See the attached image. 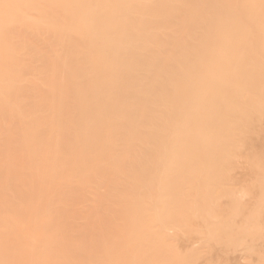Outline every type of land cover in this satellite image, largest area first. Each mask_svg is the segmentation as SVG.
Returning a JSON list of instances; mask_svg holds the SVG:
<instances>
[{
  "label": "rangeland",
  "instance_id": "obj_1",
  "mask_svg": "<svg viewBox=\"0 0 264 264\" xmlns=\"http://www.w3.org/2000/svg\"><path fill=\"white\" fill-rule=\"evenodd\" d=\"M80 1L87 3L88 5H90L91 3L93 5H96L97 2L96 0L94 3L93 0H90L91 2L86 0H35V16L37 15L36 17L40 18V16L43 15L45 18L42 16V19H46L43 22L40 21L41 19H37L38 21L35 19V34L38 31L42 32V30L44 32V35L46 33L47 34L46 37L42 36V34L41 36L34 35L33 37L35 38L36 36V40L39 39L38 37H41L38 40L40 43L47 39L43 43L48 44L43 45L42 43V45L40 44L42 47H38L39 42L37 43L33 38V43L36 42L37 47H35L34 50L33 46H36V44L32 43L31 46L33 50L31 47V49L25 48L26 53L28 50V52L31 54L32 52L29 51L30 49L33 51V54L35 53L36 55L40 51L42 55H40L39 53V57L31 60H29L28 58L26 61L25 56H27V54L25 53V51L22 52L23 50L21 49L20 52L23 53V57H21V59L24 58V61L21 62L22 65L19 62L20 65L17 69L14 70V74L12 76L10 75L12 78H10L9 76L4 80V84H6L7 90L4 89L3 93L0 95V143L4 144H1L0 146V202H2L1 204H4L3 207H1L2 205L0 204V264H30V261H33V264H69V262L67 263V261L75 257H78L79 260H81V264H144L146 262V264H148V262L149 264H152V262H154L156 259L154 257H157V262L160 259V261L163 262H161V264H164L166 262H169L168 264H177V262L178 264H181V262H183L182 264H264V133H262L264 132V98H261L264 97V88L262 90V93L260 94L262 96L257 95L258 99H255V105L252 103L253 108L252 105L250 108L249 94L250 91L253 93L254 89L252 88V90H250L248 87L244 86L245 83H243V78L241 77L244 71L242 69L239 70L237 67L235 73L238 74L241 79L240 81H235L230 86L233 88L230 92V103L233 106L239 103L245 110H250L251 113H247L245 110H242L243 113L239 111L238 114H232L231 121L233 125L231 127H225L221 125H206L203 122L204 120L208 119V116L203 113L204 109H200L199 105H194L192 103L194 101H191V99L195 95L188 92V82L190 79L187 78V72L196 74L202 71V69H198L196 67V60L192 63L187 61L188 64H180L177 62V70H179V72L176 70L177 79L176 77L175 79L177 80V83L174 81V79L173 81L170 80V82H168V90L170 89V87H172L171 83L174 82L175 84H177V92H175L177 93V110L179 105L185 103V106L191 110H200L201 113L199 114L198 119L203 114V120L200 124L195 125V120L187 123L192 114L186 113L187 118L183 119L179 125L176 124L173 129L168 128L166 130H159L157 128L158 130L156 129L154 131H151V133L149 132L150 134H153L150 137L148 135L149 130L145 131L141 129L139 125L143 124L144 118H149L153 115L151 111H157L156 106L157 108H159L161 105L158 102V91L153 90L151 97H149L150 93H147L145 91V88L147 87L146 85H149V81L144 77V69L150 66L152 62L155 61L157 46H159L157 42L144 43L142 40L144 37H147L149 33L153 35L155 39L158 38V31L154 29V26L157 25L149 26L148 24L149 21H152V19L154 18V14L149 13L148 10L144 13V11H146L144 10V8L146 9V0H136L137 2L133 0L135 4L137 3L136 7L134 6V3V5L132 4L133 1L129 0L131 3L129 2L128 4H126L127 6L125 7L134 6L132 8L128 7L132 10L134 9V13L131 9H129L131 11H129L131 15H125V17L121 20L128 40L133 43L134 47H136L137 50H132V52H134L136 55L138 54L137 56L139 58L136 68L132 70L113 68L107 72L104 83H102L103 79H93L92 83L94 81V83H96L97 81H101L100 83L103 85L100 94L96 96L92 94L90 90H85L80 94H74V98H72L71 96L74 92L69 93L71 95H65L66 97L64 95H58V99L61 97L58 104H55V102H57L55 99H51L48 103L45 101V104L47 105L44 104V107L46 106L45 108L43 107L44 109H49V103H53L51 104V107L53 106L56 110L57 107L60 108V110L63 109V107H66L63 111L66 114L68 111V117H70L71 115L73 117L71 116V118H68L67 115L60 112V110H57V113L53 112L55 111L53 107L50 108L52 109V111H50V109L49 111H46L39 105H36L32 106L30 110H28V106L25 107V105H27V102L25 103L24 100L28 99L29 94L27 95V93H24L27 95V97L23 100L24 102H19L20 99L17 98V94H15L16 92L13 93L14 90L11 91L13 87L17 89V87L19 86L24 87L23 91L25 90L24 92H26L28 88L27 86L29 85H27V83L29 81L30 85H32L33 88L35 86V82H33V84H31V82L35 80L34 77L38 76L34 75L35 70L39 67H43L45 69L44 64L50 63L49 66H51V63L54 62L52 63L51 68L54 70L53 73L57 74V72H59L58 76H56L60 78V80H57L56 77L57 81L55 79V81L52 79L50 80V82L48 81L52 85L49 83L48 85L46 84L47 90L48 88L51 89V87H54L55 85H60L61 87L65 84H68V82L72 80L70 74H67V72L69 73L71 67L73 70L78 65L83 69H95V67L99 64L97 62L101 59L96 61L94 55L96 56L100 51L105 52L104 50L109 47H106L108 44L103 47V50L100 47L101 50L99 49L100 51L98 50L97 54L93 53L94 55L92 54V50H95L96 52V49L98 48L93 49L92 47H90V49L87 47V33L84 34V31V33L81 34V32L78 31L79 20H77V17L80 13L79 11L84 8L82 7V3V6L80 5ZM104 1L108 3V1L111 0H98L97 6H99V4L101 3L100 7L102 9H105V7L108 8L110 6L115 7L117 6L116 2L118 0L116 2H109L112 4L114 2L115 6H106V4L103 8L102 3ZM122 1L124 2V0ZM148 1L150 2L151 0ZM154 1L156 2V0ZM189 1L187 0V4ZM230 1L234 3V5L232 4V6L237 5L236 7H241L242 4H244L245 0ZM255 1L258 0H252V3ZM123 2L122 4H124ZM155 2L154 6H161L163 5V2L164 5H168L166 6L167 8L165 14V22L167 21L166 24L168 25V27L166 28L167 30H171V28L174 27V24H176L178 27V20H184V18L186 17L185 14H180L189 8L184 6L185 9L182 10V8V11L178 10V14L173 10L174 5L176 4V0H169V3L167 0H157V2ZM203 2L207 3L206 0H203ZM209 2L214 3L215 1ZM218 2L216 3L220 6V3ZM222 2L223 1H221V3ZM205 3L202 4L203 8H207V5H205L204 7ZM216 5H214V7L212 6L213 8H211V13L214 12L213 9H217L219 7L218 6L217 8H215ZM90 6H88L89 12L87 13H92V9ZM96 10H93V14ZM194 10L197 11L196 7ZM189 14L190 13H188V15ZM195 14V16L198 15L197 12ZM89 15L91 14H88V16ZM190 16H188V19H190ZM86 17L87 15L83 14V18ZM237 17H241V19L246 24L245 32L246 37L249 40H255V43L258 42V39L262 36L263 45L261 44L260 46H258L259 49L257 50H259L260 54L264 56V16L256 12L255 6L248 9L242 16H237L234 12L227 10V18H229L231 21V27L238 25V23L236 22ZM195 20L197 19L195 18ZM152 24L154 23L152 22ZM158 24H163L162 26L165 29L164 23L159 22ZM211 26L213 28V22L210 25L209 31H211ZM75 27H78L77 31ZM83 27H85L86 29V26ZM204 28L207 29V26ZM81 29L84 30L83 28ZM45 30L50 31L46 32ZM211 32L209 34H211ZM193 33L187 32V34H189L191 37L194 36L191 35ZM197 33L195 34L198 35ZM189 35L188 37H190ZM173 36L176 37V35ZM184 36L186 37L187 35ZM184 36H182V38H184L185 41ZM207 36L203 34V37L206 39L212 37V35H209L210 37L208 36V38ZM91 39L92 37L89 38V40ZM190 39L187 38L189 42L194 40V42H197L196 40H198L199 38L197 39L196 37V39L194 40ZM97 40L92 39V41L94 42H98ZM187 40L185 43L188 42ZM210 40L212 41L213 39L211 38ZM76 41H78V44H76ZM141 42L146 44V47L145 49L143 47L144 50H142V52L141 46L144 44H142ZM212 42H214V40ZM79 43L81 45V49H84L83 52L82 50L80 51L81 53H77L80 47L77 46L79 45ZM100 43H102V45L104 44L103 41H100ZM190 44L189 46H191ZM54 45L57 46H55V50L57 52H55L54 48L53 50H51L52 48H50ZM91 45L93 46V44ZM94 45L96 46L95 43ZM198 46L199 45H197L196 47L198 48ZM244 46H246V44H244ZM180 47H182V45L176 47V50ZM36 48H43V51L48 49L46 51L51 54L49 56L51 58L47 60H39V58H43L46 55L42 53L43 51H41V49H38L39 51L37 52ZM148 48H150L151 50H149ZM183 48L184 47H182V49ZM192 48L191 50L194 52V48ZM197 48L195 51H197ZM158 49H160V47ZM50 50L52 52H50ZM138 50L141 52V54ZM186 50H190V48ZM257 50H255L254 52L256 53ZM46 51L44 53H46ZM118 51H121V49H118ZM192 51L187 54L191 55ZM53 52L56 53L55 55L58 54V56H55ZM183 52L186 53V51ZM49 53L46 54L49 55ZM76 53L80 57L77 56ZM73 54L75 55L73 57H76V59L74 58L75 60H71L72 58L70 59ZM104 54H106V52L102 55ZM108 54L109 53L107 52L106 55ZM89 55L91 56L87 58ZM99 55L100 57L102 56L101 53ZM20 56H22L21 53ZM137 56L135 58H137ZM77 57L80 58V61H78L79 63H75V61H77L78 59ZM101 58L103 59V56ZM185 59H187L186 54ZM70 60L73 62L71 63ZM100 63L102 64V62ZM59 66L61 68L65 66L66 69L64 67L61 70ZM55 68L60 69L61 72L57 69L56 71ZM251 72L246 77H249L251 75ZM158 73L159 72L157 71H153L152 73H150V76H155L157 78L156 74ZM65 75L66 77H63ZM39 76L37 78L41 77ZM168 76H170V73L168 74ZM69 77L71 80H68ZM99 78L102 77L100 76ZM166 78V76H160L158 80L162 83L167 81ZM53 81L56 82L54 83V85ZM57 82L61 84H58ZM125 82L128 88L131 87V85H137L143 90L134 99L127 97ZM36 85L39 84L36 82ZM40 87L41 85H39V87L35 86L33 89H39ZM42 87L45 88V90H39L38 93L41 96L43 94L42 100H44V97L46 96L44 94L47 92V90L45 85H43ZM50 89L48 90V93L50 92ZM17 90L20 91L19 88ZM23 91L21 88V100L24 96ZM36 95L38 96L37 93ZM53 96L51 94L52 98H54ZM68 96L69 99L72 100L70 101V103ZM39 98V96L35 97V99H37L36 102L40 101ZM63 99V104L66 102L68 105L66 103L64 104L65 106L59 105L60 103L62 104L61 101H63ZM258 100H261V103L259 102L258 104ZM138 101H148L149 104H139L140 109L134 111L135 114L132 115V119L129 122L124 120L127 116H129V114L123 116L119 121L111 119L109 117L110 114H112V110H122L125 104H134ZM21 103L25 104L23 105ZM29 103L30 101L28 102V104ZM71 103L73 104V106L76 103L77 107H80V105H91L93 107V112L90 115L88 122L84 120V117L80 119V117H82L81 114L79 115V112H75L76 109H74ZM54 105H57V107H55ZM99 106L101 107L100 111L98 110ZM67 107L69 110L67 109ZM72 109L74 110V112ZM255 109H257V111H255ZM32 113L33 116L31 115ZM74 113H76L77 118ZM29 114L32 116L31 119L29 117ZM62 114L64 115L62 116ZM18 116L20 118H16L15 120V117ZM26 117H28L33 123H27L29 120ZM57 117L58 119L62 118V120H58V122H56ZM21 118L23 120L26 118V121L24 122L23 120H21ZM63 119L65 121H63ZM69 119L72 120L70 121ZM97 119H100L101 124L98 122L99 125H97ZM110 119L111 122L113 121L112 123L110 122ZM238 119H242L240 122V124H242L241 128H238L239 123L236 122ZM47 121L49 123L52 121V123L55 124V128L50 126V131L49 129L46 130L48 128ZM74 121L78 122L75 124ZM81 121L84 124H78ZM101 121L103 122V124ZM59 122H66V125ZM253 122H256L257 125L261 123L260 126L258 125L259 127L257 130L259 131H256V128L255 131L251 129L252 124L254 125ZM34 123L36 127L32 126ZM29 125L32 128H30ZM38 125L40 126L39 129H42V127H45L44 125H46L47 128H43V130H45L44 132H46L47 135L50 133L54 134H50V136H53L54 138L52 139L53 142L51 141L53 143V151L51 152L49 158L45 159V161H40V159L37 158L43 154H47L50 152L47 151L46 153H43L39 149L38 151H35L34 153L32 151L31 154L27 155L26 153H22L23 150L21 149L24 144L31 142V137L33 138L34 135L32 133L36 132L35 129L38 128ZM60 125H63V127H65V131L63 130V133L61 132L62 130H60ZM82 125H84V127H81ZM72 126L73 128H75L73 131ZM76 126L81 128L78 129L79 132L77 130L78 127ZM4 127L6 128L4 129ZM51 127L53 128V130H51ZM66 128L68 129L66 130ZM57 129L61 132L59 133L58 131L57 133L58 136L61 135L60 138H57ZM2 130L3 132L1 133ZM53 131H55V133ZM75 132H78L79 135H77L78 133ZM170 134L174 136L177 134V190H174L172 188L162 190L159 185L155 186L154 184H152V181H156L159 177L162 176V171L159 163L160 152L164 148L172 147L173 143L171 142L176 141L164 140L166 143L164 144L160 143V141L162 140L160 137H166ZM40 135L41 133L39 130V136ZM82 135L86 136L85 139H87L84 143L81 142V139L80 141H78L79 136L80 138H82ZM72 136L73 138H75L73 139ZM77 137L78 139H76ZM56 139L57 141L55 144L54 140ZM72 140L74 141V143ZM76 143L78 145H76L77 147H75ZM60 149L61 151H58ZM56 151H58L60 154H53ZM55 155H59V158ZM152 156L156 161L151 162ZM56 157L58 159H56ZM46 160L48 162H46ZM68 167H70V169H68ZM149 167L150 169L148 170ZM5 168H7V170H5ZM72 170L75 172H73ZM8 172H10L9 176L11 178L5 177L6 180L3 179L4 177L2 178L1 175L7 174ZM77 173L79 174L77 175ZM132 173L134 175H132ZM46 176L51 177V179H47L48 177ZM40 178L44 179L42 180ZM115 179H118L119 182L116 183L118 180ZM88 180H91V182ZM131 183L133 186H130ZM114 184L116 188L115 186H113ZM125 186L127 188H124ZM152 186H154V188H152ZM121 187L122 189H124L122 190ZM94 188H96V191ZM89 189L92 191H89ZM105 189L107 193H105ZM119 189L121 190V192ZM126 190L128 191L127 193H129V191H132L128 194L129 196L126 193ZM172 190H174L173 193L171 192ZM112 193L114 195H112ZM173 194L177 195V197L174 196L172 198ZM122 195H124L123 199H125L126 201H121ZM118 197L121 202L119 204L118 202H116V200L118 201ZM94 198L96 199V201H94ZM103 199L106 202H103ZM99 200H102V203H100L101 201ZM50 201H54L53 206L51 209H47L46 206L50 203ZM64 201H69V204L78 201L79 205L75 209H69L68 206L66 207V209H63L61 207V203ZM123 202L125 203V206ZM95 204L96 206H94ZM116 204L120 205L121 207L117 206ZM167 205H170L171 210L174 212H168V218L170 217L169 220L172 218L171 220H173L174 222H170V224L168 223L169 225L164 227L166 224H164L163 226L160 220L162 219L163 214V211L161 210L165 209L164 206ZM115 206L120 207V209H115ZM123 207H125V209ZM126 207H130V210L133 211L136 207V212L134 211L135 216H132L134 213H131V211ZM117 209H119V211L122 210V212H117ZM124 211L125 217L123 215ZM137 213L138 215H136ZM90 214H93L92 217L94 218L91 217L89 220L88 215ZM114 215L119 217H116L114 219ZM120 215L122 217H120ZM72 216L76 217L74 221L69 220V218ZM148 216H150V219L147 218ZM99 217H101L102 219H99ZM108 217L110 218V220L113 219V221L110 222ZM132 217L134 220L132 219L131 221L133 222L131 223L130 219ZM119 218L123 219H120V221L118 220ZM144 218L146 220H144ZM124 219L125 221H123ZM7 220H10L13 224H15V228L17 231H10L9 227L7 226ZM116 220L120 221L121 224H118L119 222ZM117 224L119 225L120 229L116 226ZM116 227L118 229H116ZM161 229L162 231L164 229V232L167 231V233L169 234H166L164 232L162 234ZM121 230L122 232H124V235L120 232ZM106 231H110L112 233L113 231L115 232L111 234L110 232L107 233ZM146 231L148 234L149 232H151V234L153 233L152 236H154H150V239L146 238ZM50 232L56 233L57 242L54 241L55 237H51L55 235ZM129 233L132 234L130 235ZM155 233H157L158 236H161H155ZM107 234L108 236H113L114 242L112 240V237L110 236L111 238H109ZM117 234L119 235L117 236ZM114 235L117 236L116 239H114ZM165 236L169 241L171 239V243H177L173 245L170 244L169 246L171 248L169 246H166L168 244H166L164 247L165 243H163V240ZM118 237L119 239L117 240ZM135 237H137V240H139L138 242H136ZM131 238L134 239L132 240ZM107 239L108 241L110 239L113 244H110V241L108 242ZM151 240L152 242H150ZM106 243L107 245H105ZM132 243H134V245H136L137 243V247L133 246ZM58 244L62 246L59 247ZM100 245L102 246L100 247ZM110 246L113 247H111L110 249ZM102 247H104L105 250ZM162 247H167V251L170 248L172 251L169 252L170 254H172V256H175V258L173 259L172 257L171 260L168 261L167 259L169 256L171 257V255H168L169 253L167 254L164 248L163 252L161 249ZM134 248L136 250L139 248L141 251L142 249L144 250L142 251L143 253H141V251L139 250V253L137 251L139 258L135 252L136 250L134 251ZM131 249L133 252L131 251ZM145 250L146 253H144ZM125 252L127 255L125 254ZM134 252L137 256L133 254ZM161 253H165L166 256L168 255V257L166 258L165 255L161 256ZM128 255H133V257H135L136 259L131 257V260L130 256L128 257ZM148 255H150L149 258L147 257ZM30 257H32V259H30L29 261ZM145 257L148 259H145L144 261ZM163 257L166 261H164ZM155 264H160V262Z\"/></svg>",
  "mask_w": 264,
  "mask_h": 264
},
{
  "label": "bare ground",
  "instance_id": "obj_2",
  "mask_svg": "<svg viewBox=\"0 0 264 264\" xmlns=\"http://www.w3.org/2000/svg\"><path fill=\"white\" fill-rule=\"evenodd\" d=\"M86 1H90V0H86ZM97 2H98V0H96ZM112 1H117V0H111V1H108V3H106L105 1L102 3V7L104 8L105 7V5L106 6H108V5H114V2H113V4L112 3H109V2H112ZM122 1V0H121ZM120 0H118L116 3H117V6H115V7H105V9H102L100 6V4H99V6H97V2H96V5L94 4H90V2H89V4L91 5H88L87 3H84V2H82V1H80V5L82 6V4H83V6L82 7H84V8H82V10L81 11H79L80 13L78 14V17H77V20H79V22H78V27H79V29H78V31L79 32H81V34H83L84 33V31H85V33L84 34H86L87 33V47L88 48H90V47H92L93 49H96V48H98V49H96V52H95V50H92L93 52H92V54L93 53H95V54H97V52H98V50L100 49V47H101V49L103 50V47H105L107 44V46L106 47H109V48H104L105 50V52H106V54H107V52L109 53L108 55H106V54H104V55H102L103 53H105V52H102V51H100V52H98V54L95 56L94 54V57L96 58H94L93 56V58L96 60V61H98L99 59H101V60H99L100 62H102V64L98 61L97 63H99L98 65H101V66H96V64H95V69L94 68H89V67H87V68H89V69H83L82 67H80L79 65L78 66H76L75 67V69L73 70L72 69V67L70 68V71H69V73L67 72V74L69 75L70 74V77H71V79H70V77L68 78V80L70 79L71 81H69L68 82V84H65V85H63V86H61L60 87V85L58 86V85H55L54 87H51V89L50 88H48V90L50 89V92H51V94H52V96L53 95H55L56 96V98L57 97H59L58 95H71V94H69V93H73L71 96H72V98H74L73 97V95L74 94H80L81 92H83V91H85V90H90V92L92 93V94H94L95 96L96 95H98V94H100V92H101V89H102V87H103V85L100 83L101 81H97L96 83H92V81H93V79H96L97 78V80H99V79H103V81H102V83H104V80H105V77H106V74H107V72L109 71V70H111V69H113V68H123V69H126V70H132V69H135L136 68V66H137V61L139 60V58H138V54L136 55L134 52H132V50L133 49H135L136 50V47H134V45H133V43L131 42V41H129L128 40V38H127V34L125 33V30L123 29V25H122V23H121V20L125 17V15H131V11L129 10V9H131L132 7H136V4L134 3V1L132 2V4L134 5V6H128V7H131V8H128V7H125V6H127L126 4H128L130 1L129 0H124V4H122V2H121ZM140 1H143V0H140ZM139 1V2H140ZM147 1V3H146V9L144 8V10H146V11H144V13L145 12H147V10H148V12L149 13H153L154 14V18L152 19V21H149V26L151 25H157V26H154L155 28V30L156 31H158V38L157 39H155V37L153 36V35H151L150 33L147 35V37H144L142 40H143V42L144 43H156L157 42V44L159 45V46H157V53H156V57H155V61L154 62H152V64L150 65V66H148V67H146L145 69H144V74H145V79H147L148 81H149V85H146L147 87L145 88V91L147 92V93H150L149 94V97H151V94L153 93L152 91L153 90H155V91H158V95H157V97H158V102L160 103V107L159 108H157V106H156V110L157 111H151L152 113H153V115L151 116V117H149V118H144V121H143V124H141V125H139L140 127H141V129H143V130H145V131H148V133L150 132L151 133V131H154V130H156L157 128L159 129V130H166V129H168V128H171V129H173L174 128V126L177 124V125H179L180 124V122L183 120V119H185V118H187V114L186 113H191L192 115H191V117L189 118V120L187 121V123H189V122H191L192 120H195V122H194V125L195 124H200L201 122H202V120H203V114H202V116L198 119V117H199V114L201 113L200 112V110H191V109H189L188 107H186L185 106V103H183L182 105H179L178 106V110H177V97H176V95H177V93H175V92H177V84H175L174 82L173 83H171V86L172 87H170V89L168 90V82H170V80L171 81H173V79H174V81L177 83V71L179 72V70H177V62L178 63H180V64H182V63H187V61L188 62H190V63H192V62H195V60H196V62L195 63H197V68L198 69H202V71H200V72H198V73H196V74H194V73H191V72H187V78L188 79H190L189 80V85H188V92L189 93H193L195 96L191 99V101L193 100L194 102H192L194 105H199V107H200V109H204L203 110V113L204 114H206L207 116H208V119L207 120H204V124H206V125H221V126H225V127H231L233 124H232V121H231V115L232 114H238V112L239 111H241L242 113H243V111L242 110H245L239 103H237L236 105H231V103H230V92H231V90L233 89L232 87H230L235 81H240V79H241V77L243 78V83H245L244 84V86L245 87H248L250 90H252V88L254 89V91H253V93L250 91V94H249V98H250V102H249V107L251 108V105H252V103L254 104V101H255V99H258L257 98V95H260L261 93H262V90H263V88H264V73H263V70H264V56L263 55H261L260 54V52H259V50H257V49H259V47L258 46H260L261 44L263 45V40H262V36L258 39V42H255L254 43V41H251V40H249L247 37H246V28H245V23H244V21L241 19V17H237L236 18V22L238 23V25H236V26H234V27H231V21H230V19L229 18H227V10H229V11H231V12H234L237 16H242L248 9H250V8H252V7H254L255 6V9H256V12L258 13V14H260V15H263L264 16V0L263 1H261V0H258V1H255V2H253L252 3V0H245L244 1V4H242V6L240 7H236L237 5H235V6H232V4L234 5V3H232L230 0H206V2L207 3H205V2H203V0H188L189 2H188V4H187V0H176V4L174 5V8H173V10L174 11H176L177 13L182 9V10H184L185 8H184V6L185 7H189L190 8V11H189V8L186 10V11H183L180 15H184L185 14V16L187 17H185L184 18V20L183 19H177L178 21H179V26L177 27V25L176 24H174V27H175V25H176V29L173 27V28H171V30H167L166 28L168 27V25L166 24V22H165V20H166V6H168V5H164V2H163V5H161V6H157V5H155V6H157V7H155L154 6V0H151L150 2L148 1V0H146ZM154 1V2H153ZM168 1V3H169V0H167ZM205 1V0H204ZM209 1H215L214 3H216V2H218V1H220V2H218V3H220V6H219V4H214V3H212V2H209ZM221 1H223L222 3H221ZM95 2V0H93V3ZM118 2H120V3H118ZM127 2V3H126ZM135 2H137L136 0H135ZM156 2H157V0H156ZM155 2V3H156ZM192 2V3H191ZM209 2V3H208ZM229 2H231V3H229ZM82 3V4H81ZM115 3V4H116ZM131 3V2H130ZM152 3V4H151ZM190 3V4H189ZM203 3H205L204 4V7H205V5H207V8L209 9H207V8H203L202 6V4ZM84 4H86L87 5V7H86V5H84ZM131 4V5H132ZM216 5L215 6V8H217L218 6V8L217 9H213L214 10V12H212L211 13V11H212V9L211 8H213L214 7V5ZM93 5V6H92ZM130 5V4H129ZM210 5V6H209ZM35 6H36V4H35V0H0V95L3 93V91H4V89L5 90H7V86H6V84H4V80L5 79H7L6 77H9L10 75L12 76L14 73V70L15 69H17L18 68V66L20 65V63L22 62V61H24L23 59L24 58H22L21 59V57H23V53L22 52H24L25 51V48H32V43H33V41L35 40L37 43L39 42L38 40L41 38V37H38L39 39H37L36 40V36L38 35H40L41 36V34H42V36H44V37H46V34L44 35V32H43V30H42V32H36V34H35V19L37 20V19H41L40 21H44V20H46V19H42L44 16L43 15H41L40 16V18H38V17H36L35 16ZM88 6H90L91 7V11H92V13H87V12H89V7ZM94 6H95V8L97 9H95L94 8ZM97 6V7H96ZM213 6V7H212ZM99 7V8H98ZM181 7V8H180ZM195 7H196V9H197V11L196 10H194L195 9ZM198 7V8H197ZM236 9H235V8ZM111 8H113V9H111ZM192 8H194V9H192ZM220 8V9H219ZM101 9V10H100ZM107 9V10H106ZM199 9V10H198ZM77 10V9H76ZM88 10V11H87ZM93 10H96L95 12H94V14H93ZM108 10H109V12H108ZM132 10V9H131ZM179 10V11H178ZM181 10V11H182ZM194 10V11H193ZM130 11V12H129ZM133 11V13H134V9L132 10ZM189 11V12H188ZM192 11V12H191ZM108 12V13H107ZM186 12V13H185ZM196 13L197 12V16L200 18H198L197 16H195L194 14V16L191 14V16H190V14L188 15V13ZM132 13V14H133ZM210 13V14H209ZM83 14H86L87 15V17L86 18H83ZM88 14H91V15H89L88 16ZM179 14V13H178ZM200 14V15H199ZM190 16L189 18L190 19H192V20H190V19H188V16ZM208 17H207V16ZM43 16V17H42ZM92 16V17H91ZM36 17V18H35ZM192 17H194V18H192ZM45 18V17H44ZM83 18V19H82ZM195 18L197 19V20H195ZM199 19V20H198ZM161 20V21H160ZM188 20H189V22H188ZM38 21V20H37ZM51 21V20H50ZM164 21V22H163ZM178 21H176V22H178ZM152 22L154 23V24H152ZM159 22H162V23H164L165 25V29L163 28V24H158ZM188 22V23H187ZM212 22H213V28H212V26H211V31H209L210 30V25L212 24ZM89 23V24H88ZM187 23V24H186ZM53 24V23H52ZM186 24V25H185ZM204 24V25H203ZM161 25V26H160ZM51 26V25H50ZM75 26H77V25H75ZM83 26H86V29H85V27H83ZM87 26H89V27H87ZM203 26V27H202ZM207 26V29H205L204 27H206ZM52 27V26H51ZM78 27H75L76 28V31H77V28ZM159 27V28H158ZM162 27V28H161ZM81 28H83L84 30H82ZM204 28V29H203ZM50 29V28H49ZM80 29H81V31H80ZM193 29V30H192ZM201 29H202V31H201ZM213 29V30H212ZM51 30V29H50ZM50 30H45L46 32H49ZM186 30H191V31H186ZM206 32H205V31ZM40 31H41V29H40ZM83 31V32H82ZM185 31H186V33H185ZM195 31H197V32H199V33H197V32H195ZM207 31H209V32H207ZM149 32V31H148ZM147 32V33H148ZM182 32H184V33H182ZM187 32L188 33H193V34H191V35H194L193 37H191L189 34H187ZM203 32V33H202ZM205 32V33H204ZM211 32V34H209ZM37 33H39V34H37ZM195 33H197L198 35H199V37H198V35H196ZM187 35L186 37L188 38V39H190V37H191V39L192 38H194V39H196V37H197V39L198 40H196L197 42H194L195 40L194 39H192V40H194V41H191V42H189V40H187V38L184 36V35ZM203 34H205V36H209V35H212V37H210L209 39H206V38H204L203 37ZM207 34V35H206ZM34 35H36L35 36V38L33 37ZM89 35V36H88ZM173 35H176V37H177V35H178V37L176 38V37H174ZM188 35L190 36V37H188ZM92 37V39L94 40V39H99V40H97L98 42H94V41H92V39L91 40H89V38H91ZM182 36H184L185 37V41H184V38H182ZM200 36H201V38H200ZM208 36H207V38H208ZM33 38H34V40H33ZM213 39L214 40V42H212L210 39ZM190 39V40H191ZM47 40V39H46ZM45 40V41H46ZM88 40H89V44H88ZM151 40V41H150ZM186 40L188 41L187 43H185L186 42ZM45 41H43V42H45ZM94 42L95 44H96V46L94 45V43H92V42ZM100 41L102 42H104V44L102 45V43H100ZM148 41V42H147ZM183 41H184V43H183ZM199 41V42H198ZM36 42H34L33 44H36V46L34 45L33 47H34V50H35V47H37V43ZM43 42H39V45L41 44L42 45V43ZM77 43L76 44H78V41H76ZM143 42H141L142 44H144ZM253 42V43H252ZM81 43V42H80ZM80 43H79V45H77L78 47H79V49H78V51H77V53H81L80 51L82 50L81 49V45H80ZM179 43H181V44H179ZM191 43V44H190ZM197 43V44H196ZM199 43V44H198ZM260 43V44H259ZM46 45L48 44V43H45ZM44 43H43V45H45ZM82 44V43H81ZM91 44H93V46L95 47H93ZM98 44V45H97ZM100 44V45H99ZM139 44H140V40H139ZM141 44V45H142ZM169 44H172V45H169ZM182 45V47H184L183 49H182V47H180V48H177V50H176V47H178L179 45ZM185 44V45H184ZM186 44H188V45H186ZM189 44L191 45V46H189ZM223 44V45H222ZM244 44H246V46H244ZM254 44H259V45H254ZM38 45V47H42L41 45L39 46ZM88 45H90V46H88ZM102 45V46H101ZM193 45H199L198 46V48L196 47V46H193ZM255 47H254V46ZM50 46V45H49ZM56 45H54V46H51L50 48H52L51 50H53V48H54V50L56 49V47H55ZM83 46V45H82ZM99 46V47H98ZM140 46V45H139ZM148 46V45H147ZM186 46H188V47H186ZM142 48H141V52H142V50H144L145 49V47H146V44H144V45H142L141 46ZM143 47H144V49H143ZM150 47V46H149ZM160 47V49H158ZM194 49H193V48ZM201 47V48H200ZM30 48V49H31ZM44 48V47H43ZM43 48H38L39 50L41 49V51H43ZM47 48H49V47H47ZM111 48H112V50H111ZM151 48V47H150ZM150 48H148L149 50H151ZM190 48V50H186V49H189ZM191 48L194 50V52L191 50ZM196 48H197V51H195L196 50ZM21 49L23 50L22 52H20L21 51ZM26 49V50H27ZM29 49V51L30 52H32L31 54L28 52V50H27V53H26V51H25V53L27 54V56H25V60L27 61V59L29 58V60H31V59H35L36 57H39V53H40V51L37 49V52L39 51V53L38 54H36L35 55V53L33 54V48H32V50H30ZM59 49V48H58ZM91 49V48H90ZM118 49H121V51H118ZM257 50V54L254 52L255 50ZM46 50H48V49H46ZM45 50V51H46ZM50 50V52H52ZM107 50H109V51H107ZM186 51V53L185 52H183V51ZM45 51H43L42 53L43 54H45L44 56L45 57H43V58H39V60H47V59H50L51 57H49L51 54L48 52V51H46V53H49V55H47L46 53H44ZM84 51V49L82 50V52ZM137 51V50H136ZM139 51V50H138ZM190 51H192L191 52V55L190 54H187V53H190ZM36 52V51H35ZM36 52V53H37ZM55 52H57L56 50H55ZM55 52H53L54 53V55L56 54ZM111 52V53H110ZM140 52V51H139ZM141 52H140V54H141ZM20 53H21V55L22 56H20ZM29 53V54H28ZM52 53V54H53ZM76 53V54H77ZM101 53V55L103 56V59L100 57V54ZM75 54V53H74ZM72 55V57H70V59L71 60H73L74 58L76 59V57H73V56H75V55ZM139 54V55H140ZM185 54H186V58L187 59H185ZM196 54V55H195ZM40 55H42L41 53H40ZM54 55H52V56H54ZM99 55V56H98ZM187 55H188V57H189V59H188V57H187ZM194 55V56H193ZM257 55V56H256ZM55 56H58V54L57 55H55ZM77 56H79L78 54H77ZM91 55H89L87 58H89ZM107 56V57H106ZM137 56V58H135ZM258 56H261V57H258ZM80 57V56H79ZM91 57V58H92ZM98 57V58H97ZM58 58V57H57ZM78 58V57H77ZM192 58V59H191ZM257 58V59H256ZM21 59V60H20ZM74 59V60H75ZM80 58H78L77 59V61H75V63H77L78 61H80L79 60ZM106 59V60H105ZM261 59V60H260ZM70 60V62L72 63L73 61H71ZM193 60V61H192ZM20 62V63H19ZM57 62V61H56ZM55 62V63H56ZM67 62H68V60H67ZM69 62V63H70ZM52 63H54V62H52ZM52 63H51V66H52ZM79 63V62H78ZM50 64V63H49ZM49 64H44V66H45V69L43 68V67H39V68H37L36 70H35V76H39L40 78H37V77H34L35 78V80H37V81H32L31 82V84H33V82H35L34 84H35V86L36 87H39V85H41V87L43 86V85H45L46 86V90H47V85H48V83L50 82V80L52 79V80H56V77L58 76V73L59 72H57V74H55V73H53V69L51 68V66H49ZM188 64V63H187ZM21 65H22V63H21ZM65 67V66H64ZM63 67V68H64ZM237 67H238V69L240 70V69H242L244 72H243V74H242V76L240 77L238 74H236L235 73V71H236V69H237ZM54 68V67H53ZM59 68H61L60 66H59ZM63 68H61V70L63 69ZM60 70V69H58V68H55V70ZM65 69H66V67H65ZM56 70V71H57ZM61 70H60V72H61ZM66 70V71H67ZM177 70V71H176ZM65 71V70H64ZM63 71V72H64ZM153 71H157V72H159L158 74H156V76H157V78L154 76V77H151L150 76V73H152ZM252 71V72H251ZM71 72V73H70ZM172 72V73H171ZM251 72V75L249 76V77H246L249 73ZM11 73V74H10ZM170 73V76H168V74ZM64 74V73H63ZM66 74V73H65ZM66 74V75H67ZM57 75V76H56ZM66 75L65 76H63V77H66ZM10 76V78H12ZM102 77V78H99V77ZM160 76H162V77H164V76H166L167 78V81L166 82H159V80H158V78L160 77ZM55 77V78H54ZM60 77V76H59ZM175 77H176V79H175ZM10 78H8V79H10ZM37 78V79H36ZM41 79V80H40ZM60 80V78H58L57 77V80ZM61 79H62V77H61ZM33 80V79H32ZM54 80V81H55ZM56 80V81H57ZM67 80V79H66ZM65 80V81H66ZM21 81V80H20ZM49 81V82H48ZM53 81V85H54V83H56V82H54ZM64 81V82H65ZM36 82L39 84V85H36ZM62 82H63V80H62ZM20 83V82H19ZM58 83V82H57ZM70 83V84H69ZM92 83V84H91ZM29 84V85H28ZM43 84V85H42ZM47 84V85H46ZM49 84H51V83H49ZM58 84H61V83H58ZM28 85V86H27ZM27 85H24V86H27L26 88H27V90H26V92H24L23 91V88L24 87H17V89L19 88L20 89V91H21V88H22V91H23V98H22V100H21V97L20 96H22V93H20V91H18L15 87H13V89L11 90V91H13V93H15V94H17V98L18 99H20L19 100V102L20 101H22V102H24L25 101V103L27 104V105H25V107L26 106H28V110H30V108L32 107V106H36V105H39L40 107H44V104L47 102H49L51 99L52 100H56L57 102H55V104L57 103L58 104V102L60 101V98L58 99H56L55 98V96H53L54 98H52L51 97V94H50V92L48 93V90H47V94L45 93L44 95H46L45 97H44V100H42L43 98H42V96H43V94H42V96L38 93L39 92V90H45V88H39V89H37V88H35V89H33L32 88V85H30V81L27 83ZM52 85V84H51ZM175 85V86H174ZM50 86V85H49ZM125 87H126V90H127V92H126V96L127 97H130V98H132V99H134L137 95H139V93L143 90L141 87H139V86H137V85H131V87H129L128 88V86H127V84H126V82H125ZM262 88V89H261ZM15 89H16V91H15ZM18 91V92H17ZM171 91V92H170ZM42 92V91H41ZM40 92V93H41ZM24 93H27V95H28V99H25L26 97H27V95L26 94H24ZM36 93L38 94V96L40 97L39 99H40V101H38V102H36V100L37 99H35V97H38L37 95H36ZM44 93V92H43ZM189 93H187V94H189ZM204 93H205V95H204ZM19 94V95H18ZM21 94V95H20ZM76 94V95H77ZM19 96V97H18ZM31 96V97H30ZM260 96H262V95H260ZM29 97H30V100H29ZM66 97V96H65ZM33 98V99H32ZM71 98V99H72ZM261 98H264V97H261ZM25 99V100H24ZM33 101H32V100ZM66 99V98H65ZM68 99H69V96H68ZM67 99V100H68ZM24 100V101H23ZM27 100H29L30 101V103L28 104V102L29 101H27ZM66 100V101H67ZM46 101V102H45ZM70 101H72V100H70L69 99V103H70ZM261 100H258V104H259V102H260ZM52 102V101H51ZM62 102V104L60 103L59 105H62V106H65L64 104L66 103H64L63 104V102H64V99H63V101H61ZM117 102H118V100H117ZM116 102V103H117ZM204 102H205V104H204ZM25 103H21V104H25ZM73 103V102H72ZM71 103V105L73 106V104ZM143 103H145L146 105H148L149 104V102L148 101H145V102H140V101H138V102H136V103H134V104H132V103H127V104H125L124 106H123V108H122V110H120V109H116V110H112V114H110V118L111 119H114V120H117V121H119V120H121V118L123 117V116H125V115H127V114H129V116H127L124 120H126L127 122H129L131 119H132V115H134L135 114V110H137V109H140V105L139 104H143ZM256 103V102H255ZM261 103V102H260ZM264 103V102H263ZM32 104V105H31ZM51 104H53V103H49V107L50 108H52L51 107ZM67 104V103H66ZM45 105H47V104H45ZM68 105V104H67ZM70 105V106H71ZM225 105H227V106H225ZM255 105V104H254ZM55 107H57V105H54ZM173 106H175V107H173ZM259 106V105H258ZM257 106V107H258ZM46 107V106H45ZM44 107V108H45ZM59 107H61V106H59ZM69 107V106H68ZM68 107H67V109H68ZM74 109H76V113L77 112H79V115L81 114V116L82 117H80V119H82L83 117H84V120L86 121V122H88V120H89V118H90V115L92 114V112H93V107L91 106V105H80V107L78 106L77 107V105H76V103L74 104ZM171 107H172V109H171ZM255 107V106H254ZM263 107V106H262ZM43 108V109H44ZM49 108V109H50ZM54 108V107H53ZM66 108V107H65ZM64 107H63V109H61L60 110V108H58L57 107V110H60V112H62V113H65L63 110L65 109ZM173 108H174V110H173ZM252 108H253V105H252ZM259 108V107H258ZM261 108V107H260ZM49 109H44V110H48L49 111ZM55 109V108H54ZM56 109H55V111H53V112H56L57 111ZM69 110V109H68ZM70 110H71V108H70ZM73 110V109H72ZM98 110L100 111L101 110V107L99 106L98 107ZM50 111H52V109H50ZM247 113H251V111L249 110H245ZM255 111H257V109H255ZM59 112V111H58ZM71 112V111H70ZM73 112H74V110H73ZM260 112V111H259ZM29 113H30V111H29ZM57 113V112H56ZM72 113V112H71ZM76 113H74V115H76ZM66 114V113H65ZM67 114H68V111H67ZM66 114V115H67ZM32 116H33V113L31 114ZM30 114H29V117H30V119H31V116ZM57 115V114H56ZM58 115H59V113H58ZM64 114H62V116H63ZM26 116H28V115H26ZM72 116V115H71ZM71 116L70 117H68V115H67V117L68 118H71ZM108 116V115H107ZM106 116V117H107ZM60 117V116H59ZM67 117H65V118H67ZM73 117V116H72ZM241 117V116H240ZM16 118H20L19 116L18 117H15V120H16ZM24 118V117H23ZM26 118H28V117H26ZM26 118L23 120L22 118H21V120H23L24 122L26 121ZM36 118V117H35ZM76 118H77V115H76ZM242 118V117H241ZM29 118H28V122L27 123H29V122H31V123H33L31 120H30ZM33 119H34V117H33ZM32 119V120H33ZM74 119V118H73ZM104 119V118H103ZM106 119V118H105ZM109 119V118H108ZM111 119H110V122H111ZM171 119V120H170ZM260 119H262V118H260ZM58 120H62V118L61 119H58V117H57V121L56 122H58ZM67 120V119H66ZM70 120V119H69ZM72 120V119H71ZM70 120V121H71ZM79 120V119H78ZM241 120L242 119H238L236 122H238L239 124H238V128H241L242 127V124H240V122H241ZM35 121V120H34ZM63 121H65L64 119H63ZM68 121V120H67ZM117 121H115V122H117ZM258 121V120H257ZM36 122V121H35ZM39 122V121H38ZM48 122V121H47ZM69 122V121H68ZM75 122V124L78 122H76V121H74ZM98 122L100 123V119H97L96 120V123H97V125H99L98 124ZM102 122V121H101ZM113 122V121H112ZM111 122V123H112ZM52 123V121L49 123L48 122V124H47V127H46V125H44L45 127H42V129H39L40 128V126L38 125L37 127V129H35V133H32V134H34L33 135V138L31 137V142H28L27 144H24L23 146H22V153H26L27 155H29V154H31V152L33 151V153L35 152V151H38L39 149L43 152V153H46L47 151L48 152H50V153H47V154H43V155H41L40 157H38L37 159H40V161L41 160H44L45 161V159H48L49 158V156L51 155V152L53 151V141H52V139H54L53 138V136H50V132H48V133H50V134H48L47 135V133L46 132H44L45 130H43V128L45 129V128H47L46 130H48L49 129V131H50V126H52L53 128H55L54 126H55V124L54 123H52V124H54V125H52L51 124ZM59 123H61V122H59ZM63 123V122H62ZM61 123V124H62ZM72 123V122H71ZM83 122L81 121V122H79L78 124H82ZM107 123V122H106ZM254 123V125H255V123L256 122H253ZM37 124V123H36ZM39 124H41V123H39ZM58 124V123H57ZM63 124H65L66 125V122L65 123H63ZM84 124V123H83ZM101 124V123H100ZM102 124H103V122H102ZM135 124V123H134ZM137 124V123H136ZM261 124V123H260ZM260 124H258L259 126H260ZM69 125V124H68ZM253 124H252V130H254L255 131V128H256V131H259V130H257L258 129V125H257V123H256V125L254 126ZM30 126V125H29ZM32 126H35V123L32 125ZM61 126V125H60ZM70 126H71V124H70ZM69 126V127H70ZM254 126V127H253ZM7 127V126H6ZM6 127H4V129L6 128ZM36 127V126H35ZM51 127V128H52ZM62 127H63V125L61 126V129L60 130H62L61 132L63 133V130L65 129V127H63V129H62ZM67 127V126H66ZM76 127H78V126H76ZM81 127H84V125H82ZM184 127H186V126H184ZM262 127V126H261ZM260 127V128H261ZM264 127V126H263ZM30 128H32L31 126H30ZM53 128L51 129V130H53ZM58 128V127H57ZM72 128H73V126H72ZM71 128V129H72ZM80 127H78L77 128V130L79 129ZM191 128V127H190ZM259 128V129H260ZM68 128H66V130H67ZM75 128H73L72 129V131L74 130ZM81 129V128H80ZM157 129V130H158ZM262 129V128H261ZM39 130H40V133H41V135L39 136ZM55 130V129H54ZM60 130H58L57 129V132H56V135H57V138L59 137H61V135L60 136H58V131H59V133H61L60 132ZM76 130V131H77ZM33 131H34V129H33ZM65 131V130H64ZM71 131V130H70ZM71 131V132H72ZM263 131H264V128H263ZM3 132V130L1 131V133ZM54 133H55V131H53ZM78 132H79V130H78ZM78 132H75V133H78ZM73 133V132H72ZM72 133H70V134H72ZM74 133V134H75ZM148 134L150 137L153 135V134ZM262 133H264V132H262ZM260 134V133H259ZM51 135H54V134H51ZM73 135V134H72ZM77 135H79V133L77 134ZM81 135V134H80ZM87 135V134H86ZM262 135V134H261ZM73 136H75V135H73ZM73 136H72V138H73ZM27 137V136H26ZM82 138H80V136H79V140L78 141H80V139H81V142L82 143H84L87 139H85L86 138V136H84V135H82L81 136ZM28 138V137H27ZM56 138V137H55ZM75 138V137H74ZM73 138V139H74ZM162 140L160 141V143H164V144H166L165 143V141L164 140H176L175 142H171V143H173L172 144V147H170V148H164V149H162V151L160 152V154H159V163H160V167H161V171H162V176L161 177H159L156 181H152V184H154L155 186H160V188H162V190H164V189H174V190H177L176 189V187H177V134L174 136V135H172V134H170V135H168V136H166V137H164V136H161L160 137ZM76 139H78V137L76 138ZM59 140V139H58ZM52 141V142H51ZM55 141V144H56V141H57V139L56 140H54ZM73 141V140H72ZM73 143H74V141H73ZM1 144L2 143H0V146H1ZM54 144V145H55ZM2 145H4V144H2ZM77 145V143L75 144V147H77L76 146ZM63 149V148H62ZM58 151H61V149L60 150H58ZM58 151H56V152H54L53 154H60ZM25 154V155H26ZM24 155V154H23ZM61 155H62V152H61ZM60 155V156H61ZM55 156H57V155H55ZM58 158H59V155L57 156ZM56 157V159H58ZM43 158V159H42ZM154 161H156L155 160V158L152 156L151 157V162H154ZM46 162H48L47 160H46ZM40 163V162H39ZM151 164H153V163H151ZM43 165V164H42ZM68 169H70V167H68ZM150 169V167L148 168V170ZM5 170H7V168H5ZM4 170V171H5ZM73 171V170H72ZM91 171V170H90ZM73 172H75V171H73ZM76 172H78V171H76ZM89 172V171H88ZM92 172H93V170H92ZM12 173V172H11ZM134 173V172H133ZM132 173V175H134ZM9 174H10V172H8L7 174H3V175H1L2 176V178L3 179H5V177H10L9 176ZM79 173H77V175H78ZM92 174V173H91ZM118 174V173H117ZM127 174V173H126ZM130 174V173H129ZM136 174V173H135ZM215 174H217V173H215ZM6 175H8V176H6ZM12 175V174H11ZM219 175V174H218ZM13 176V175H12ZM46 177H48V176H46ZM45 177V178H46ZM1 178V177H0ZM11 178V177H10ZM51 179V177H48L47 179ZM40 179H42V178H40ZM44 179V178H43ZM42 179V180H43ZM6 180V179H5ZM115 180H118V179H115ZM47 181V180H46ZM88 181H90L91 182V180H88ZM112 181V180H111ZM92 182H93V180H92ZM119 182V180L116 182V183H118ZM137 182V181H136ZM0 183H1V181H0ZM42 183H43V181H42ZM110 183V182H109ZM115 183V182H114ZM146 183H147V181H146ZM110 185V184H109ZM132 185V183L130 184V186ZM147 185V184H146ZM105 186H107V185H105ZM113 186H115V184L113 185ZM118 186V185H117ZM126 186H128V185H126ZM124 187V188H127V187ZM133 186V185H132ZM140 186H142V185H140ZM145 186V185H144ZM96 187V186H95ZM98 187V186H97ZM103 187V186H102ZM110 187V186H109ZM108 187V188H109ZM120 187V186H119ZM90 188V187H89ZM99 188V187H98ZM107 188V187H106ZM115 188H116V186H115ZM123 188V189H124ZM130 188V187H129ZM149 188V187H148ZM152 188H154V186H152ZM95 189V191H96V188H94ZM121 189H122V187H121ZM122 189V190H123ZM133 189V188H132ZM100 190V189H99ZM120 190V189H119ZM161 190V189H160ZM174 190H172L171 192L173 193V191ZM89 191H92V190H90L89 189ZM88 191V192H89ZM94 191V192H95ZM105 191H106V189H105ZM152 191V190H151ZM170 191V190H169ZM98 192V191H97ZM103 192V191H102ZM120 192H121V190H120ZM128 191L126 190V193H127ZM130 192H132V191H129V193ZM101 193V192H100ZM105 193H107V191L105 192ZM111 193V192H110ZM125 193V194H126ZM129 193H127V195L129 194ZM150 193V192H149ZM104 194V193H103ZM115 194H116V192H115ZM120 194V193H119ZM132 194V193H131ZM112 195H114L113 193H112ZM126 195V196H127ZM95 196H97V195H95ZM100 196V195H99ZM108 196H109V192H108ZM123 196L124 195H122V199H123ZM129 196V195H128ZM174 196H176L177 197V195H175V194H173L172 195V198L174 197ZM104 197V196H103ZM116 197H117V195H116ZM109 198H111V197H109ZM95 199V198H94ZM93 199V200H94ZM100 199V198H99ZM121 199V201H124L125 199H123L122 200ZM126 199H127V197H126ZM98 200V199H97ZM0 201H1V197H0ZM3 201V200H2ZM94 201H96V199L94 200ZM93 201V202H94ZM99 201H101L100 203H102V200H99ZM109 201H112V200H109ZM126 201V200H125ZM4 202V201H3ZM103 202H106V201H104V199H103ZM116 202H118V204L119 203H121L120 202V200H119V197H118V201L116 200ZM129 202V201H128ZM2 202H0V204H1ZM53 203H54V201H50V203L46 206V208L47 209H51L52 208V206H53ZM95 203V202H94ZM93 203V204H94ZM115 203V202H114ZM123 204H124V206H125V203L123 202ZM2 205V206H1ZM0 206L1 207H3L4 206V204H1ZM78 205H79V202L77 201V202H75V203H72V204H69V201H64V202H62L61 203V207L63 208V209H66V207L68 206V208L69 209H75L76 207H78ZM117 205V204H116ZM171 205V204H170ZM170 205H167V206H164V208L165 209H162L161 211H163V214H162V219H160L161 220V222H162V225L164 226V224H166L164 227H166L167 225H169L170 224V222H174L173 220H169V218H168V215H169V213L170 212H172V213H174L172 210H171V206ZM94 206H96V204L94 205ZM117 206H120V205H117ZM127 206V205H126ZM121 207V206H120ZM120 207H116L115 206V209L116 208H119L120 209ZM45 208V209H46ZM96 208V207H95ZM124 209H125V207H123ZM123 208H121V209H123ZM126 208H128L129 210H130V207H126ZM136 208V207H135ZM135 208H134V211L136 212V210H135ZM140 208V207H139ZM119 209H117V212L119 211ZM132 209H133V207H132ZM150 209V208H149ZM140 210V209H139ZM138 210V211H139ZM95 211V210H94ZM131 211V213H134L132 216H135V212L133 211V210H130ZM116 212V213H117ZM120 212H122V210L121 211H119V213ZM127 212V211H126ZM129 212V211H128ZM169 212V213H168ZM118 214V213H117ZM122 214V213H121ZM125 214V211H124V213H123V215ZM92 215L93 214H90V215H88V218H89V220H90V218L92 217ZM110 215V214H109ZM136 215H138V213L136 214ZM144 215V214H143ZM172 215V214H171ZM98 216H100V215H98ZM106 216V215H105ZM104 216V217H105ZM108 216V215H107ZM113 216V215H112ZM115 216V215H114ZM131 216V215H130ZM142 216V215H141ZM116 217H119V216H115L114 217V219L116 218ZM120 217H122L121 215H120ZM124 217H125V215H124ZM140 217V216H139ZM150 216H148L147 218H149ZM161 217V216H160ZM75 216H72V217H70L69 218V220L70 221H74L75 220ZM92 218H94V217H92ZM101 217H99V219H100ZM109 218V217H108ZM130 218V217H129ZM167 218V219H166ZM96 219H97V216H96ZM95 219V220H96ZM102 219V218H101ZM106 219V218H105ZM105 219H104V222H105ZM121 218H119L118 220H120ZM123 219V218H122ZM121 219V220H122ZM133 219V217L130 219V221ZM150 219V218H149ZM173 219H174V217H173ZM107 220V219H106ZM118 220H116V221H118ZM120 220V221H121ZM134 220V219H133ZM143 220V219H142ZM144 220H146L145 218H144ZM109 221L111 222V221H113V219L112 220H110V218H109ZM120 221H118L117 223L118 224H121L120 223ZM123 221H125V219L123 220ZM122 221V222H123ZM138 221V220H137ZM177 221V220H176ZM108 222V221H107ZM129 222V221H128ZM133 221H131V223H132ZM126 223V222H125ZM169 223V224H168ZM176 223V222H175ZM112 224H113V222H112ZM115 224H116V222H115ZM116 225L117 227H119V225ZM109 225V224H108ZM110 225H111V223H110ZM161 225V226H162ZM7 226L9 227V229H10V231L11 230H13V231H17L16 230V228H15V224H13L12 223V221H10V220H7ZM151 226V225H150ZM116 227V229H118ZM160 227V226H159ZM264 227V226H263ZM163 228V227H162ZM110 229V228H109ZM114 229V228H113ZM119 229H120V227H119ZM258 229V228H257ZM108 230V229H107ZM160 230V229H159ZM253 230V229H252ZM117 231H119V230H117ZM149 231V230H148ZM153 231V230H152ZM161 231H162V229H161ZM259 231V230H258ZM261 231V230H260ZM107 232V231H106ZM108 232H110V231H108ZM107 232V233H108ZM115 231H113V233H114ZM121 233H123V235H124V232H122V230L120 231ZM119 232V233H120ZM127 232V231H126ZM154 232V231H153ZM163 232H164V229H163V231H162V234H163ZM50 233H52V234H54L55 236H51V237H55V239H54V241L55 242H57V235H56V233H53V232H50ZM111 234H113L112 232H110ZM133 233V232H132ZM131 233V234H132ZM164 233H166V234H169V233H167V231H165ZM247 233H249V232H247ZM251 233H252V231H251ZM256 233H258V232H256ZM106 234V233H105ZM130 234V233H129ZM130 234V235H131ZM153 234V233H152ZM152 234H151V232H149V234L147 233V231H146V238H149L150 239V236H152ZM246 234V233H245ZM119 234H117V236H118ZM120 235H122V234H120ZM127 235V234H126ZM157 235V233H155V236ZM243 235V234H242ZM253 235V234H252ZM262 235V234H261ZM107 236H108V234H107ZM111 235H109L108 237L109 238H111L112 237V240H113V236H111ZM115 236V235H114ZM117 236H115V238L114 239H116V237ZM154 236V235H153ZM152 236V237H153ZM158 236V235H157ZM161 236V235H160ZM160 236H158V237H160ZM164 236V235H163ZM167 236V235H166ZM164 237V240H163V243H165L164 244V247H165V245L166 244H168V245H166V246H169L170 244L171 245H173V244H176L175 242L174 243H171V239H170V241L167 239V237ZM246 236V235H245ZM255 236V235H254ZM253 236V237H254ZM259 236V235H258ZM104 237H105V235H104ZM125 237V236H124ZM129 237H133V236H129ZM129 237H128V240H129ZM140 237V236H139ZM152 237H151V239H152ZM172 237V236H171ZM244 237V236H243ZM257 237V236H256ZM260 237V236H259ZM121 238V237H120ZM126 238V237H125ZM248 238V237H247ZM247 238H246V240H247ZM9 239V238H8ZM106 239V238H105ZM119 239V237L117 238V240ZM132 239V238H131ZM134 239V238H133ZM132 239V240H133ZM139 239V238H138ZM158 239V238H157ZM161 239V238H160ZM166 239V240H165ZM249 239H250V237H249ZM254 239V238H253ZM127 240V241H128ZM131 240V241H132ZM135 240H136V242H138L139 240H137V237H135ZM140 240H141V238H140ZM245 240V241H246ZM107 241H108V239H107ZM109 241H110V244L112 243L111 242V240L109 239ZM108 241V242H109ZM143 241H145V240H143ZM155 241V240H154ZM165 241H169V242H165ZM174 241V240H173ZM172 241V242H173ZM176 241V240H175ZM95 242V241H94ZM113 242H114V240H113ZM129 242V241H128ZM135 242V241H134ZM141 242V241H140ZM150 242H152V240L150 241ZM162 242V241H161ZM160 242V243H161ZM251 242H253V241H251ZM96 243V242H95ZM101 243V242H100ZM103 243H105V242H103ZM131 243V242H130ZM162 243V244H163ZM97 244V243H96ZM113 244V243H112ZM133 244V246H136L137 245V243H136V245H134V243H132ZM131 244V245H132ZM139 244V243H138ZM151 244V243H150ZM93 245V244H92ZM95 245V244H94ZM103 245V244H102ZM102 245H100V247L102 246ZM105 245H107V243L105 244ZM131 245H129V246H131ZM58 246L59 247H61L62 245H60V244H58ZM98 246V245H97ZM114 246V245H113ZM113 246H110V249H111V247H113ZM117 246V245H116ZM140 246V245H139ZM163 246V245H162ZM93 247V246H92ZM99 247V248H100ZM105 247V246H104ZM104 247H102V248H104ZM115 247V246H114ZM137 247V246H136ZM164 247H162L161 249H162V251L164 252V249L166 250V252H167V254L168 255H171V257H170V259H169V257H168V255L166 256V254L165 253H161V256H163V255H165V257L167 258L168 257V261L169 260H171V258L173 257V259L175 258V256H172V254H170V252L169 251H172L170 248H169V250L167 251V249L166 248H164ZM118 248V247H117ZM117 248H116V250H117ZM164 248V249H163ZM130 249V248H129ZM147 249H149V248H147ZM104 250H105V248H104ZM107 250H108V248H107ZM136 249L134 248V251H135ZM141 251L140 250V248L139 249H137L135 252H136V254H137V251ZM95 251H96V249H95ZM114 251V250H113ZM112 251V252H113ZM127 251H129V250H127ZM131 251H132V249H131ZM139 251H138V253H139ZM142 251H144L143 249H142ZM141 251V253H143ZM149 251V250H148ZM6 252V251H5ZM133 252V251H132ZM135 252L133 253V254H135ZM152 252V251H151ZM174 252V251H173ZM141 253H140V255H141ZM144 253H146V250H145V252ZM177 253V252H176ZM125 254H126V252H125ZM132 254V253H131ZM135 254V255H136ZM153 254H155V253H153ZM127 255V254H126ZM125 255V256H126ZM134 255V256H135ZM138 255V254H137ZM136 255V256H137ZM143 255V254H142ZM174 255V254H173ZM130 255H128V257H129ZM144 256V255H143ZM145 256H146V254H145ZM149 256L150 255H148L147 257L149 258ZM153 256H155V255H153ZM152 256V257H153ZM135 258V257H133V255H131L130 256V258ZM141 257V256H140ZM82 258V257H81ZM80 258V259H81ZM132 258H131V260H132ZM138 258H139V255H138ZM148 258H144V261H145V259H148ZM154 258H156L155 259V261L154 262H152V264H155V263H159L160 262V264H161V262L162 261H160V257L158 258L159 259V261L157 262V257H154ZM177 258V257H176ZM190 258V257H189ZM30 259H32V257H30L29 258V261H30ZM136 259V258H135ZM143 259V258H142ZM152 259V258H151ZM150 259V260H151ZM163 259H164V257H163ZM130 260V261H131ZM153 260V259H152ZM161 260H162V257H161ZM189 260V259H188ZM164 261H166L165 259H164ZM173 261V260H172ZM180 261V260H179ZM192 261V260H191ZM69 262V264L71 263V264H81V260H79V258L78 257H75V258H72V259H69L68 261H67V263ZM151 262V261H150ZM33 264V261H30V264ZM147 263V262H146ZM146 263H144V264H146ZM163 263V262H162ZM169 262H166V263H164V264H168ZM174 263V262H173ZM183 262H181V264H182ZM189 263V262H188ZM142 264V263H141ZM148 264H149V262H148ZM151 264V263H150ZM170 264H172V263H170ZM175 264V263H174ZM177 264H178V262H177ZM187 264V263H186ZM192 264V263H191Z\"/></svg>",
  "mask_w": 264,
  "mask_h": 264
}]
</instances>
